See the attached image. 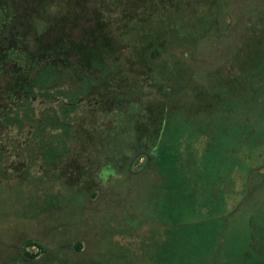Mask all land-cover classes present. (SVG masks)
<instances>
[{"label": "rangeland", "instance_id": "374dc122", "mask_svg": "<svg viewBox=\"0 0 264 264\" xmlns=\"http://www.w3.org/2000/svg\"><path fill=\"white\" fill-rule=\"evenodd\" d=\"M48 1L54 15L59 0ZM201 1L222 4L218 22L208 8L194 15L170 0L150 5L148 16L88 1L133 63L146 103L149 95L171 112L150 160L134 157L117 172L99 156L104 138L85 143L93 149L86 157L75 130L99 125L102 113L92 106L89 117L77 105L90 96L64 74L47 86L48 60L24 71L29 95L0 101L8 106L0 118V264H264V74L243 79L237 56L246 51L236 50L253 45L239 36L241 0ZM250 1L264 13V0ZM149 41L165 42L157 59L143 48ZM166 66L173 75L160 80ZM10 69L0 74V98ZM53 114L69 133L48 123Z\"/></svg>", "mask_w": 264, "mask_h": 264}, {"label": "trees", "instance_id": "16d2710c", "mask_svg": "<svg viewBox=\"0 0 264 264\" xmlns=\"http://www.w3.org/2000/svg\"><path fill=\"white\" fill-rule=\"evenodd\" d=\"M88 1L59 0L56 2L54 15L48 12V9L52 7V3L48 0H10V2L5 0V5L1 4L3 19L7 16L6 13L11 15L9 25H6L4 29L10 30L13 34L10 38H14L16 44L28 45V50L13 49L11 51L10 61L18 63V66L8 71L9 82L3 90L0 101L2 99L13 101L21 95H29L32 87L28 85L24 71L27 69L31 71L36 65V60H48V64L44 65L45 68L42 69L46 76V79L43 80L47 81V86L59 81L64 74L77 93L90 96L78 100L77 105L88 109L89 117L96 113L90 108L92 106L93 108L97 107V112L102 113L99 125H96L95 121H91L81 125L84 130H80V128L75 130V135L81 140L83 149L86 151L84 152L86 157H88V152L93 149L91 145L85 143L107 139L109 144L98 149L99 156L106 160L105 164L106 162H110L112 165L117 164L119 168L117 172H122L123 166L126 163L129 164L134 157L141 160L151 159L163 126L171 112H168L165 103L162 105L152 99L149 100L151 98L149 95L147 99L149 102L146 103L145 92L141 90L140 84H137L138 76L131 73L133 63L127 61L129 58L126 60L125 55L123 57L121 48H114L113 38L108 36L106 24L101 22V9L94 6L89 8ZM97 1L105 2L102 4L105 10L121 6L124 7L122 10L128 11L131 6H137L140 7L138 13L144 16L149 15V6L157 2V0ZM170 1L176 4L177 10L184 9L194 15L200 13L201 9L208 8L205 15L217 22L218 14L223 11L222 4L217 2L215 5L211 3L208 6L201 0H194L193 5L189 6L184 0ZM246 1L239 2L240 9L239 12H236L240 15V20H245V23L239 25L242 29L239 36L241 42L244 39V44L249 48L253 46L252 49L241 48L236 51H246L245 56L239 53L237 59L241 63V68L245 70L243 79L249 82L254 76L258 78L264 74L262 72L264 71V49L262 48L264 46V23L260 21L264 13L256 12L257 6H253L250 0ZM107 6L109 7L107 8ZM244 6L251 7L250 11L243 12ZM232 12H234V7ZM236 13L235 15H237ZM123 17L125 15L120 18ZM246 17L248 18L246 19ZM217 22L214 24L215 33L218 31L216 29ZM252 22H255L254 25L251 24ZM204 25L205 29H213V26L209 24V26ZM81 31L83 34L85 33L84 36L82 39H77L76 36ZM247 35L250 37L248 38ZM164 44V41L159 43H150L149 41L143 44V48H153L151 57L154 60L159 57L162 51L158 47L164 46ZM232 57L235 61V54ZM250 61L253 65L250 64ZM169 67L166 66L164 70L157 73L160 80L167 76L168 71L171 76L173 75L171 67ZM154 75L157 78V75ZM143 76L145 80L149 81L148 76ZM92 94L93 96H91ZM91 97L98 105L92 103ZM7 111L8 106L0 104V118H7ZM48 123L66 125V134L70 131L68 123L60 122L54 114L49 118ZM61 128L63 127L61 126ZM69 137L72 138V136ZM108 146L111 149L108 150ZM127 173H129L128 169ZM65 180L70 187L77 185L69 175ZM38 246L40 247V245ZM33 256L31 255V257Z\"/></svg>", "mask_w": 264, "mask_h": 264}, {"label": "flooded vegetation", "instance_id": "af4514ba", "mask_svg": "<svg viewBox=\"0 0 264 264\" xmlns=\"http://www.w3.org/2000/svg\"><path fill=\"white\" fill-rule=\"evenodd\" d=\"M7 1L10 2V0H7ZM2 3H4L5 5V0H0V8L2 7L1 6ZM6 15H7L6 17L8 18L5 17L4 19H2L0 23V26H1L0 27V74L4 73L5 67L10 66L12 68L14 67L16 68L18 66V63L10 61V53L13 49H18V51L28 50V45L16 44L14 41V38L12 37L10 38V36H13L10 30L4 29L6 25H9L10 18H11V15H9V13H6Z\"/></svg>", "mask_w": 264, "mask_h": 264}]
</instances>
